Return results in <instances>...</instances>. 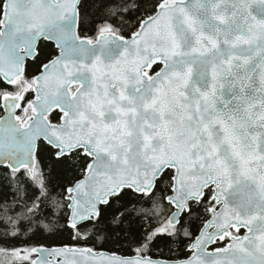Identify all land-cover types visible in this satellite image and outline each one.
I'll use <instances>...</instances> for the list:
<instances>
[{"label": "snow or ice", "instance_id": "obj_1", "mask_svg": "<svg viewBox=\"0 0 264 264\" xmlns=\"http://www.w3.org/2000/svg\"><path fill=\"white\" fill-rule=\"evenodd\" d=\"M0 264H264V0H0Z\"/></svg>", "mask_w": 264, "mask_h": 264}]
</instances>
